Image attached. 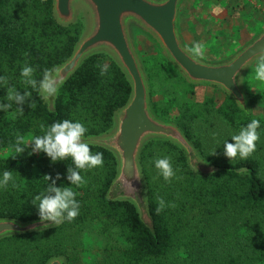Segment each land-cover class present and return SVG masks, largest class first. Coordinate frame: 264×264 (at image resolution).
<instances>
[{
  "label": "trees",
  "instance_id": "trees-1",
  "mask_svg": "<svg viewBox=\"0 0 264 264\" xmlns=\"http://www.w3.org/2000/svg\"><path fill=\"white\" fill-rule=\"evenodd\" d=\"M82 32L80 20L68 27L56 23L52 0H0V105H10L0 110V178L4 171L13 176L7 188L0 189V219H40L35 198L54 195L45 191L49 186L73 188L72 199L79 204L71 221L65 212L63 222L53 229L1 239L0 264H46L57 256L66 264H264V165L254 159L227 164L207 157L193 132L203 113H215L236 130L253 119L260 121L261 130L264 116L246 114L226 95L218 105L214 96L204 98V109L198 110L192 96L204 87L189 85L159 51L142 58L152 111L174 123L216 171L198 174L175 145L149 142L140 166L152 227L129 202L106 199L116 174L109 151L89 146L93 154L103 153L104 163L77 169L85 181L80 187L67 178L68 168H74L70 157L52 162L42 151L35 154L31 143L20 145L24 151L15 153L16 135H43L41 123L47 127L69 119L88 129L82 138L103 135L113 127L114 112L126 104L130 85L103 53L88 57L59 89L53 111L44 103L39 85L45 70L51 73L70 56ZM26 64L34 68L35 87L20 75ZM104 66L107 71L101 75ZM254 84L246 81L252 107L255 99L264 101V88L257 90ZM10 92L24 99L9 100ZM158 94L160 100L155 99ZM166 156L175 171L168 181L153 163ZM160 198L165 206L157 211Z\"/></svg>",
  "mask_w": 264,
  "mask_h": 264
},
{
  "label": "water",
  "instance_id": "water-1",
  "mask_svg": "<svg viewBox=\"0 0 264 264\" xmlns=\"http://www.w3.org/2000/svg\"><path fill=\"white\" fill-rule=\"evenodd\" d=\"M182 0H52V14L63 27L83 23V32L70 56L51 76L59 89L75 74L84 61L98 53L109 56L128 81L131 92L126 104L114 112L113 127L97 137L82 138L89 146L109 151L116 161V174L106 199L132 204L140 220L152 227L148 209L147 186L140 166L143 148L152 141H166L183 151L189 166L216 170L205 162L182 131L172 122L155 116L151 107L149 83L136 50L134 36L144 35L182 78L196 87H213L231 98L246 114L249 103L242 80L246 70L264 57V28L227 59L209 63L194 57L179 29V8ZM63 81L61 85L59 82ZM49 111L55 107L56 96L44 98ZM60 223L53 220L20 222L0 219V240L53 229ZM46 264H66L64 257L51 258Z\"/></svg>",
  "mask_w": 264,
  "mask_h": 264
},
{
  "label": "rangeland",
  "instance_id": "rangeland-1",
  "mask_svg": "<svg viewBox=\"0 0 264 264\" xmlns=\"http://www.w3.org/2000/svg\"><path fill=\"white\" fill-rule=\"evenodd\" d=\"M178 16L179 29L186 48L193 53L194 45L200 44L203 46L204 53L199 56L193 53L194 57L205 62L216 63L235 54L263 30L264 0H182ZM134 42L142 64V58L144 59L147 55H155V52L158 51L154 44L140 33L136 32ZM259 61L252 64L244 73L242 85L245 92L246 81L256 83L253 86H257V90L264 88V81L256 78ZM143 68L145 70L144 64ZM146 77L148 79L147 74ZM212 88L204 87L202 90L194 91L192 102L198 105V110L204 109L202 104L207 101L204 98H208L210 95L214 96L216 105L225 98L223 92L217 89L213 91ZM159 94L155 95V99H161ZM255 101L253 107L248 101L249 115L264 116V101L257 99ZM257 131L260 133V139L256 142L255 152L247 159H254L264 165V125L261 130ZM193 132L207 157L227 164H234L242 160L239 156L230 160L224 155V142L231 143V136L237 134L239 130L232 128L215 113H203L202 120H197L193 125ZM208 172V170L198 167V174L203 175Z\"/></svg>",
  "mask_w": 264,
  "mask_h": 264
},
{
  "label": "clouds",
  "instance_id": "clouds-1",
  "mask_svg": "<svg viewBox=\"0 0 264 264\" xmlns=\"http://www.w3.org/2000/svg\"><path fill=\"white\" fill-rule=\"evenodd\" d=\"M192 51L195 55H203L204 49L200 44L194 45ZM107 71V66L102 67L101 75ZM34 68L25 65L20 75L25 81L36 86V81L32 79ZM54 73L45 70L43 79L40 81V89L45 94L44 98L56 96L59 94V87L57 82L51 78ZM256 78L264 81V57H261L256 68ZM4 77L0 76V82H3ZM61 85L63 81L59 82ZM28 93H25L27 96ZM9 100H15L18 103L22 102L24 97L13 92L9 93ZM10 105H0V110ZM34 107V105H33ZM43 135H35L25 137L24 135L17 134L15 137L14 151L19 154L24 151L20 145L31 143L33 152L45 153L52 162L63 161L66 158H71L73 167L68 168V180L76 187L84 184V179L78 170L91 169L98 166H103L104 158L103 153L96 152L93 154L87 143L82 142V137L85 136L88 129L83 123L79 121L73 122L69 119L56 121L45 127L43 123L39 125ZM260 128V121L257 119L251 120L246 126H242L237 134L231 136L232 142H224V155L230 160L239 156L240 159H247L256 150V142L260 139V133L257 131ZM214 154V153H213ZM154 167L159 170V174L166 180L175 176V171L172 167L171 157H163L156 159ZM59 178V177H57ZM47 180L48 177L46 176ZM13 180L12 173L4 171L2 178H0V189L7 188L10 181ZM55 181H53L54 185ZM47 192L54 193V195H37L35 201L38 202V212L41 220H53L57 224L60 223L58 219L62 213L66 212V219L71 221L78 215L79 204L73 201L76 192L73 188H57L49 186L45 189ZM165 206L163 198L159 199V207L157 211H161ZM174 206V205H172Z\"/></svg>",
  "mask_w": 264,
  "mask_h": 264
}]
</instances>
